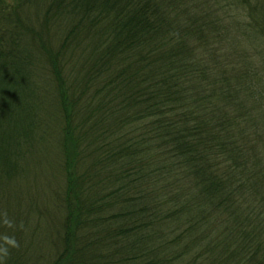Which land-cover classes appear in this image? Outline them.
Instances as JSON below:
<instances>
[{
  "label": "trees",
  "instance_id": "trees-1",
  "mask_svg": "<svg viewBox=\"0 0 264 264\" xmlns=\"http://www.w3.org/2000/svg\"><path fill=\"white\" fill-rule=\"evenodd\" d=\"M0 264H264V0H0Z\"/></svg>",
  "mask_w": 264,
  "mask_h": 264
},
{
  "label": "rangeland",
  "instance_id": "rangeland-1",
  "mask_svg": "<svg viewBox=\"0 0 264 264\" xmlns=\"http://www.w3.org/2000/svg\"><path fill=\"white\" fill-rule=\"evenodd\" d=\"M51 158H52V157H51ZM42 162H43V161H42ZM43 165H44V164H43ZM43 168H44V167L42 166V167L40 168V170H42ZM47 168H49V165L47 166ZM40 170H39V171H40Z\"/></svg>",
  "mask_w": 264,
  "mask_h": 264
}]
</instances>
